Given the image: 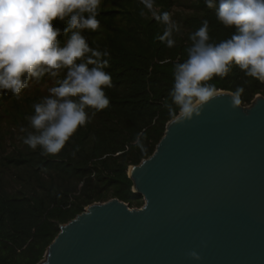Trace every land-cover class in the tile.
Masks as SVG:
<instances>
[{"label": "trees", "instance_id": "1", "mask_svg": "<svg viewBox=\"0 0 264 264\" xmlns=\"http://www.w3.org/2000/svg\"><path fill=\"white\" fill-rule=\"evenodd\" d=\"M176 2L152 0L149 6L148 0L103 1L99 29L83 35L92 48L109 53L106 71L112 86L105 89L109 106L88 109L90 122L79 127L59 153L42 155L39 147L33 150L23 143L27 132L22 129L34 131L28 117L41 100L29 99L22 107L10 91L0 93V110L20 135L11 152L0 142V264L40 263L60 226L94 203L118 199L132 209L144 206L143 197L133 192L128 171L153 155L165 134L169 115L164 103L173 83V65L187 59L189 36L205 19L211 42L229 38L234 31L218 22L215 9L204 0H192L190 12L178 15L180 31L174 33L175 46L168 48L160 40L165 25L154 13L167 12L172 18ZM66 22L54 25L63 29ZM67 39L68 35L58 37L61 43ZM208 83L215 84L217 92L231 93L243 85L244 107L264 95V84L244 77L238 67ZM140 132L145 133L144 151L133 146Z\"/></svg>", "mask_w": 264, "mask_h": 264}, {"label": "water", "instance_id": "2", "mask_svg": "<svg viewBox=\"0 0 264 264\" xmlns=\"http://www.w3.org/2000/svg\"><path fill=\"white\" fill-rule=\"evenodd\" d=\"M218 93L129 168L142 208L86 207L38 264H264V95L233 109Z\"/></svg>", "mask_w": 264, "mask_h": 264}, {"label": "clouds", "instance_id": "3", "mask_svg": "<svg viewBox=\"0 0 264 264\" xmlns=\"http://www.w3.org/2000/svg\"><path fill=\"white\" fill-rule=\"evenodd\" d=\"M151 6L152 0H148ZM215 9L216 19L225 28L234 29L229 38L211 42L208 20L189 36L187 59L173 65V83L164 107L169 124H183L199 117L204 106L219 93L212 81L225 78L238 67L244 77L264 84V0H204ZM102 0H0V93L10 91L19 98L29 80L45 74L58 77L66 72L48 95L33 105L28 117L34 131H26L23 143L42 155H55L70 137L90 122L88 109L109 106L106 88L112 86L109 53L92 48L85 30L96 31ZM165 25L160 40L175 46L174 33L180 26L170 14L156 15ZM67 21L63 29L54 21ZM70 34V35H69ZM68 35L61 43L58 37ZM245 92L237 85L231 94V107L241 104ZM145 133L137 134L133 146L145 150ZM194 260L196 251L188 254Z\"/></svg>", "mask_w": 264, "mask_h": 264}, {"label": "rangeland", "instance_id": "4", "mask_svg": "<svg viewBox=\"0 0 264 264\" xmlns=\"http://www.w3.org/2000/svg\"><path fill=\"white\" fill-rule=\"evenodd\" d=\"M103 1L104 0H102V3ZM191 1L192 0H177L176 6L172 11V19L174 21H177L178 15H183L190 12L188 6L190 5ZM154 10L158 11V9ZM62 73L63 70H61L60 75L55 78L45 74L39 80H36L35 78L30 79L28 87L22 89L19 95V104L22 107H25L27 100L36 98L41 100L44 96H47L49 94L48 89L52 86H56V80L60 78ZM9 107L10 106L8 105L6 108ZM5 115L6 114L0 110V142L6 151L11 152L14 149V146L19 144L20 135L19 131L10 124L9 117ZM11 129L14 130V133L12 132V134L9 132Z\"/></svg>", "mask_w": 264, "mask_h": 264}]
</instances>
